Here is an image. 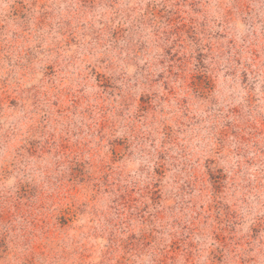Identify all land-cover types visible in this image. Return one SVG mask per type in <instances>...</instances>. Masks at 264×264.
<instances>
[{"label": "rangeland", "instance_id": "obj_1", "mask_svg": "<svg viewBox=\"0 0 264 264\" xmlns=\"http://www.w3.org/2000/svg\"><path fill=\"white\" fill-rule=\"evenodd\" d=\"M0 264H264V0H0Z\"/></svg>", "mask_w": 264, "mask_h": 264}]
</instances>
